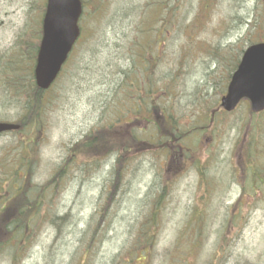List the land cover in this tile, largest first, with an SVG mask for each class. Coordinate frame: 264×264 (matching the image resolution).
<instances>
[{
	"label": "rangeland",
	"instance_id": "obj_1",
	"mask_svg": "<svg viewBox=\"0 0 264 264\" xmlns=\"http://www.w3.org/2000/svg\"><path fill=\"white\" fill-rule=\"evenodd\" d=\"M82 2L80 42L44 94L37 142L22 146L29 129L0 135V208L2 191L26 170L23 153L31 165L26 206H11L25 210L0 224V264H122L125 253L144 264H264V137L250 145L259 157L244 181L263 180L252 192L238 166L248 144L243 107L204 127L240 52L264 41V0ZM44 5L0 0V63L26 70L27 56L13 48L22 31L35 38ZM1 71L0 121L14 124L23 113ZM161 121L192 132L161 148L152 126ZM120 128L140 151L74 154L95 133Z\"/></svg>",
	"mask_w": 264,
	"mask_h": 264
},
{
	"label": "trees",
	"instance_id": "obj_2",
	"mask_svg": "<svg viewBox=\"0 0 264 264\" xmlns=\"http://www.w3.org/2000/svg\"><path fill=\"white\" fill-rule=\"evenodd\" d=\"M43 11H44V6L42 9V13ZM40 23H38L39 24L38 30H37V33L35 32L36 36L35 38H33L32 42H29V40H26L23 37V31L19 34L18 38L15 41V47L13 49H17L18 53H21L22 57L27 56L26 70H22L23 63L12 64V61H7V57L5 61L1 62L4 64V69H3L2 64L0 63V68H2L1 74L3 73V71L5 73V79L3 80V82L6 85L10 86L13 89V91L17 93L18 96L12 94V97H15V99L19 98V102L17 106L20 109V111L23 113L22 117L19 119V121L16 124L19 126L20 132L22 131V129H29L27 140L25 141V143L22 144V146H26V147H30L32 144H33L32 146H34L35 143L37 142V139H36L37 135L35 132H36V129L42 126V121H43L41 111H42V101L44 98V93L35 87L34 79H33V66H34V60H35V53L37 51L39 40L41 37ZM165 25L166 24L163 21H161L160 26L165 27ZM146 33H149V31H147ZM26 41H28L29 45L27 44ZM28 47L30 51L26 55V50ZM9 55H13V54L10 53ZM235 67L236 65L234 64L233 69ZM228 80H229V75L226 76L225 82L227 83ZM144 92H146V90H144ZM137 106L138 105L136 103L135 108H137ZM217 112L218 113L221 112L218 105H216L215 109L211 112L210 116L207 117V120H206L207 124L204 127H208L209 125L214 124V119H215ZM242 112H243L242 116H244V122H245L243 125H244V130L246 132L245 138L247 142L251 143V141L253 142L254 138L257 139V138L264 137V117L260 120L261 121L260 122L255 119L254 114H252L249 109L243 110ZM160 124L161 125H160L159 130H158L157 124H152V126L157 132L158 137L160 136L158 141L161 143V148H163L166 144L172 143L173 141L181 140L182 138H184L185 136L189 135L192 132L191 129L187 130L186 133H180L178 130L173 129V128L168 130L162 121L160 122ZM148 125H151V123ZM251 129L253 130V132L251 131ZM108 131L109 130L107 129V131H102L98 134L95 133L91 141L92 143H90V145H87L86 147H80L82 146L81 144L75 145V149H73L74 154L75 155L81 154L83 153L85 149H90L93 151V154L97 155V154H101L100 151H97V150L105 149L106 147L112 148V149H114L115 147L120 152L129 151V153H133V152H137L141 150L140 148L142 144L140 143V141H136L132 136L129 135L128 132L124 131L123 128H120V130L117 129L116 132L112 131V137H108V136H111V133H110L111 131L110 132ZM21 141L24 142L23 140ZM245 154H246V151L244 150L241 155V160H243L244 162L247 161ZM29 162L30 161L26 159V156L23 153V155L21 156V168L26 167L25 168L26 170L24 171L22 170L21 174L19 175V179H18L19 186L17 188L15 186H13L12 188L9 187L8 188L9 191L5 193L4 203L2 204L0 208L1 226L5 225L7 227L10 224L14 225V223L17 222L16 221L17 216L13 217L14 212H15L14 210L20 213L25 210V208H22V207H17L14 209L11 206L21 205L23 203L26 206L25 204L26 201L25 200L22 201L19 199H20V196L21 198H23V194L21 193L23 192L25 186L28 185L30 182V173H29L30 170L29 169L31 168V165ZM238 166H239V170L241 171V173H244L242 174L243 178L241 179V176L239 175V171H238V176L241 179L240 183L242 187H248L246 185L248 183L245 182L244 179L249 175V168L247 167V165H242V164L241 165L238 164ZM236 171H237L236 169L232 170L231 177L236 176ZM245 172H247L248 174H245ZM12 174H14V171L13 173L11 172L10 175ZM12 179H13V175L11 176L10 180ZM164 191L166 190L164 189ZM159 197L161 198L163 196L159 194ZM14 199L16 200V202L13 203ZM25 217L28 218V216H25ZM23 219L24 218L22 216V218H20V221L22 222ZM228 224H229V221H228ZM12 233L13 232L9 234H12ZM0 237L1 238L3 237V233L0 234Z\"/></svg>",
	"mask_w": 264,
	"mask_h": 264
},
{
	"label": "water",
	"instance_id": "obj_3",
	"mask_svg": "<svg viewBox=\"0 0 264 264\" xmlns=\"http://www.w3.org/2000/svg\"><path fill=\"white\" fill-rule=\"evenodd\" d=\"M81 12L80 0H46L34 68L38 89H49L58 76L79 37ZM242 99L249 101L252 112L264 110V43L254 44L243 52L220 106L231 112ZM17 129L16 125L0 122V134Z\"/></svg>",
	"mask_w": 264,
	"mask_h": 264
},
{
	"label": "flooded vegetation",
	"instance_id": "obj_4",
	"mask_svg": "<svg viewBox=\"0 0 264 264\" xmlns=\"http://www.w3.org/2000/svg\"><path fill=\"white\" fill-rule=\"evenodd\" d=\"M254 1V0H253ZM258 2H256L255 3V5H254V7H253V9H258L259 8V6H258ZM144 76V75H143ZM239 106H241V107H243L244 109H247L248 108V106H249V104H248V102L247 101H242L240 104H239ZM258 142H259V139H258ZM243 149H245L247 152L249 151V154H250V152L251 151H253V148L250 146V144H245L244 142L242 143V145H241V148H240V151H241V153H242V151H243ZM249 154H248V159H247V161L246 162H244L243 160H241V157L238 159V161H240V163L242 164V165H247V167L249 168V173H251V174H249L250 176H254L253 175V169H254V167H255V162H254V158H251L250 156H249ZM259 157V156H258ZM182 158V160H183V157H181ZM255 178H253V177H251V179H250V182H256V184H249V186L248 187H250V189H251V191L253 192L254 191V189H256V187H257V184L259 183V184H262V179H260V181L258 180V181H256V180H254ZM245 180V179H244ZM162 186H164L166 189H167V186L165 185V184H163ZM164 187H162V188H164ZM124 257H125V259L124 260H120V259H117V263H121L122 262V264H144V259L142 258V259H138L137 260V258H136V261L134 262V261H132L131 260V258H130V253H125L124 255H123ZM140 257H144L143 255H141Z\"/></svg>",
	"mask_w": 264,
	"mask_h": 264
},
{
	"label": "bare ground",
	"instance_id": "obj_5",
	"mask_svg": "<svg viewBox=\"0 0 264 264\" xmlns=\"http://www.w3.org/2000/svg\"><path fill=\"white\" fill-rule=\"evenodd\" d=\"M63 261L60 262V264L62 263Z\"/></svg>",
	"mask_w": 264,
	"mask_h": 264
}]
</instances>
